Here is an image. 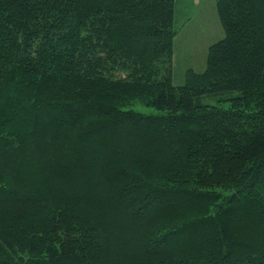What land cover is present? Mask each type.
Instances as JSON below:
<instances>
[{"label": "trees", "instance_id": "1", "mask_svg": "<svg viewBox=\"0 0 264 264\" xmlns=\"http://www.w3.org/2000/svg\"><path fill=\"white\" fill-rule=\"evenodd\" d=\"M175 5L0 0V264H264V0L179 85Z\"/></svg>", "mask_w": 264, "mask_h": 264}, {"label": "rangeland", "instance_id": "2", "mask_svg": "<svg viewBox=\"0 0 264 264\" xmlns=\"http://www.w3.org/2000/svg\"><path fill=\"white\" fill-rule=\"evenodd\" d=\"M172 51V83L182 84L188 70L201 72L205 69L207 49L224 35L216 12V0H176ZM205 103L219 104L210 97ZM227 105V102L222 103ZM124 108L143 113L158 112L152 106L132 100Z\"/></svg>", "mask_w": 264, "mask_h": 264}]
</instances>
